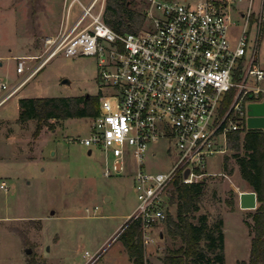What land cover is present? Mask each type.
<instances>
[{
  "label": "built area",
  "instance_id": "built-area-1",
  "mask_svg": "<svg viewBox=\"0 0 264 264\" xmlns=\"http://www.w3.org/2000/svg\"><path fill=\"white\" fill-rule=\"evenodd\" d=\"M241 1L233 38L229 11ZM74 2L81 11L69 23ZM103 9V0H70L58 32L44 37L39 64L14 85L0 80V104L56 54L93 58L98 112L78 140L101 152L103 176L131 174L135 204L122 223L139 222L144 246L164 220L173 181L214 174L205 168L207 159L224 155L228 134L243 129L245 104L264 99V67L249 43L252 0H146L144 24L136 31L113 30ZM24 69V58L17 59L16 72ZM157 144L165 146L169 162L149 170L145 157Z\"/></svg>",
  "mask_w": 264,
  "mask_h": 264
},
{
  "label": "rangeland",
  "instance_id": "rangeland-1",
  "mask_svg": "<svg viewBox=\"0 0 264 264\" xmlns=\"http://www.w3.org/2000/svg\"><path fill=\"white\" fill-rule=\"evenodd\" d=\"M69 1L0 0L1 81L14 85L39 64L45 34L65 22ZM80 1L86 4L88 0ZM169 1L190 4L197 0ZM262 1L252 0L248 37L250 45L256 46L257 64L264 67V30L259 33L260 25H264ZM106 2L103 0V8ZM126 2L138 13L141 27L146 0ZM243 4L235 2L229 11L236 22L229 27L233 38L241 23L235 10ZM80 11L81 6L74 2L69 9V23ZM19 58L25 60L23 73L15 70ZM96 92L93 58L56 54L0 104V183L7 185L6 190L0 188V264H132L116 236V227L135 204L131 174L124 171L102 175L101 152L78 140L86 136L91 117L51 118L38 134L34 133L36 120L18 121L16 98ZM151 148L155 154H146V168H166L169 157L165 146ZM232 152L228 148L224 155L214 154L207 159V171H219L224 156L225 167L221 161V173L204 178L203 194L197 210L191 213L192 221L201 213L206 214L208 224L221 219L222 264L246 260L249 238L243 221H250L252 211L234 208L237 177ZM227 200H232L231 207ZM167 212L174 214L173 203ZM152 236L153 240L143 246V255L149 264H161L164 249L177 245V241L166 236L163 223L154 227ZM85 251L94 256L84 257Z\"/></svg>",
  "mask_w": 264,
  "mask_h": 264
},
{
  "label": "trees",
  "instance_id": "trees-1",
  "mask_svg": "<svg viewBox=\"0 0 264 264\" xmlns=\"http://www.w3.org/2000/svg\"><path fill=\"white\" fill-rule=\"evenodd\" d=\"M262 10L264 13V0ZM138 16V13L127 7L126 0H108L102 12L103 21L115 31H136L140 22ZM259 30L261 34L264 30L263 24ZM227 100L228 96L225 101ZM17 104L19 122L36 120L35 134L51 118L61 120L93 117L98 112L97 94L20 97ZM239 133L240 130H235L228 134L227 146L233 150L231 155L240 178L255 194L256 205L249 214L250 221H243L248 228L249 237L247 258L237 261L236 264H264V134L255 129H247L242 135ZM225 159L224 156L223 168ZM204 187V180L187 184L173 181L168 201L174 205V214H169L166 210L162 223L166 236L177 241V245L164 249L161 264H188L189 261L197 264H222L221 219L217 218L208 224L206 214L201 213L195 221L191 220V213L197 210ZM227 205L231 207L232 200H227ZM116 236L132 264H149L143 255L137 220L122 223Z\"/></svg>",
  "mask_w": 264,
  "mask_h": 264
},
{
  "label": "crops",
  "instance_id": "crops-1",
  "mask_svg": "<svg viewBox=\"0 0 264 264\" xmlns=\"http://www.w3.org/2000/svg\"><path fill=\"white\" fill-rule=\"evenodd\" d=\"M59 26H60V22L57 26H54L52 30L48 31L45 36H54L58 30H59ZM20 98V97H19ZM18 100V98H16V101ZM263 99L259 100V101H255V102H262ZM18 105V104H17ZM249 115H248V109L245 108L244 106V121H243V129L240 131V135H242V133L247 130V129H255V130H259L260 132H262L264 134V107L258 109V110H252L249 109ZM89 153V150H87V154ZM222 156V155H221ZM222 158L219 161V171H209L212 172L214 174H218L221 173L220 172V162L222 161ZM234 172L235 175L237 177L236 179V184L235 186V190L234 191V208H239L238 207V203H237V193L240 191H247L250 190V188L246 185V183L240 178L239 173H238V169L236 164L234 163ZM225 175V174H223ZM255 205H256V201H255ZM241 209V208H240ZM254 209V208H253ZM253 209H248V210H253ZM247 210V209H244ZM122 223V222H121ZM120 223V224H121ZM119 224V225H120ZM119 225L116 227L117 229L119 228ZM116 229V230H117ZM249 238V237H248Z\"/></svg>",
  "mask_w": 264,
  "mask_h": 264
},
{
  "label": "water",
  "instance_id": "water-1",
  "mask_svg": "<svg viewBox=\"0 0 264 264\" xmlns=\"http://www.w3.org/2000/svg\"><path fill=\"white\" fill-rule=\"evenodd\" d=\"M63 82H67V80H63ZM264 107V99L262 102H247L245 104V108L248 109V115H249V109L252 110H258L260 108ZM186 172H184L185 174ZM237 203L238 207L241 209H253L255 208V194L252 190L247 191H240L237 193ZM26 252H30V249H27Z\"/></svg>",
  "mask_w": 264,
  "mask_h": 264
}]
</instances>
